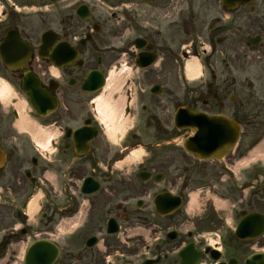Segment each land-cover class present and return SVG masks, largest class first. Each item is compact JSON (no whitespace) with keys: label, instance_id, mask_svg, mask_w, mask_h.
I'll use <instances>...</instances> for the list:
<instances>
[{"label":"flooded vegetation","instance_id":"af4514ba","mask_svg":"<svg viewBox=\"0 0 264 264\" xmlns=\"http://www.w3.org/2000/svg\"><path fill=\"white\" fill-rule=\"evenodd\" d=\"M249 1L230 2L251 6L227 13H245L255 19L254 27L262 25L254 5L264 9V0ZM218 5L224 0H0V78L27 102L25 88H38L57 102L44 118L33 113L55 133L50 149L40 153L31 135L15 129V108L7 112L3 129L0 105L6 154L0 232H11L13 239L57 233L66 219L69 237L57 264H196L194 254L198 264H248L264 254V236L236 235L249 216L257 214L261 221L255 224H264V175L258 171L257 180L240 185L234 167L218 160V114L240 127L239 152L264 112L250 92L253 83L244 88L218 72L220 44L231 40V30L238 36L218 17ZM254 36L264 41L261 32H252L238 37L245 43L234 42L232 52L251 54L255 46L248 39ZM192 58L201 63L195 80L185 69ZM126 70L133 74L112 96L116 118L109 122L98 101L110 95L103 89L110 74ZM120 99L123 106L117 107ZM180 110H185L183 126L177 127ZM28 149L39 157L28 151L26 157ZM140 152V160L130 163ZM226 176L230 184L219 186L220 198L231 214L222 218L218 181ZM39 189L44 203L34 226L26 210L31 191ZM194 189L206 195L213 189L216 199L201 201L203 213L191 216L186 207ZM159 209L170 213L161 215ZM203 224L217 231L209 228L214 243ZM191 244L194 252L182 263L180 253Z\"/></svg>","mask_w":264,"mask_h":264},{"label":"rangeland","instance_id":"374dc122","mask_svg":"<svg viewBox=\"0 0 264 264\" xmlns=\"http://www.w3.org/2000/svg\"><path fill=\"white\" fill-rule=\"evenodd\" d=\"M256 7H259V9L261 10V17L264 18V9H263V5H255ZM218 13H220V15H218L219 18H225L227 21V23L229 25H231L229 28L235 29L237 31V35H234L233 30L230 31V35H232V38L230 41L225 42V43H221L220 44V49L223 51V54L218 56V72H222L224 74V78H228L230 80V82H232L233 78H236L237 81L239 82L240 85H243L244 88H248L247 84L248 83H253L254 87L252 89H250V92H252L257 99L260 100L261 103L264 104V41L262 45H258L252 48V52L251 54L249 53V55H245L244 53H241L240 55H235L232 52V44L235 43H240V45H244L245 38H241L238 39V37H245L246 35L252 33V32H261V34L264 37V21L262 23V25L260 23H257V25H253L254 23V18L252 17H248L246 18L245 13L242 14V12L240 13H236V14H228L227 12H224V9L221 5H218ZM237 17H241L244 18L243 22L240 21H235L234 19H236ZM229 19V20H227ZM233 19V20H232ZM239 33H241L242 35H239ZM242 43V44H241ZM227 63V64H225ZM133 73L130 74V76ZM18 92V91H17ZM12 97L9 101V106L8 107H4L2 106V113L4 114V120H3V124L2 127L4 130H7V123H8V118L9 116H7V112L13 108V106L10 105L11 102H17L15 104L14 107L17 108V104L21 103L22 100H24L23 95H21L20 93H15L14 90H12ZM13 96L14 97H18L19 100H21L20 102L13 100ZM1 105V102H0ZM26 111L29 112L30 107L29 106H25ZM1 113V111H0ZM259 124H263L262 128L260 129V127H258ZM256 128L260 129L258 133H256V131H258V129L256 130ZM255 132L248 136L246 139L243 140V144H242V148L241 150L238 152V149L235 150V152L228 156L223 162L226 166L232 168L234 167L239 159L242 156H245L246 154H248L252 149L254 148H258L259 146L263 145L264 148V112L262 114V116L256 121V124L254 126ZM30 152V156H34V152L32 151V149H28L26 150V152ZM25 152V156L27 157L28 152ZM262 154V153H261ZM36 156L37 153H36ZM236 173V181L237 183H239L240 185L248 180H257L258 179V171L259 173H263L264 175V163L262 160H259V162L257 164H254L252 166V168L249 169H234ZM230 184V180H228V177H225L224 181H218V206L219 204L224 205L227 210H223L222 207H220L218 209V216H221L222 218L225 217L228 213V205L224 202L221 201L220 198V191L221 189H219L220 187H224V186H228ZM208 185L205 186L206 189H208ZM195 190V189H194ZM197 190L193 191L196 192ZM214 190L212 189V191H210V193L206 194H202L200 195V200L203 202H206L208 200H215V194L213 192ZM232 201V200H231ZM222 202V203H221ZM233 203V201L231 202ZM201 207V206H200ZM223 207V208H225ZM239 209L241 207V205L239 204L237 206ZM206 207H202V211L199 209H196L197 212H202ZM221 209V210H220ZM236 210V209H235ZM187 216V215H186ZM221 220H218V234H222V228L220 227L221 225L219 224ZM222 223L224 222V220L221 221ZM203 230H207L205 233V236L207 239L210 240V242L214 243L216 241V237L213 235L212 233V229L217 232L214 228V226H209V224H203L202 225ZM212 228V229H209ZM229 228V226H228ZM2 229V225L0 223V230ZM10 232H6V234H9ZM5 234V232L0 233V238ZM68 238V237H67ZM66 238V240L61 239V237L59 238L61 244L63 243L65 245L64 242L68 241V239ZM18 252L17 251H12L11 252V256H10V260L8 264H13L15 260H17V258L14 255H17ZM22 257V256H21ZM17 264H23L21 260H19V263ZM61 264V263H59Z\"/></svg>","mask_w":264,"mask_h":264},{"label":"water","instance_id":"95a60500","mask_svg":"<svg viewBox=\"0 0 264 264\" xmlns=\"http://www.w3.org/2000/svg\"><path fill=\"white\" fill-rule=\"evenodd\" d=\"M230 8L231 5H225ZM28 96L31 99L33 109L37 114L43 115V112L54 110L56 103L38 88H26ZM233 123L223 116H218V150L222 147L233 145L238 135H235ZM257 215L251 216L244 220L240 225V233L253 235L260 233L262 225L255 224L260 219ZM261 221V220H260ZM58 256V249L51 242L46 240L36 241L29 248L26 256V264H54ZM250 264H264V254H258L253 257Z\"/></svg>","mask_w":264,"mask_h":264},{"label":"bare ground","instance_id":"6f19581e","mask_svg":"<svg viewBox=\"0 0 264 264\" xmlns=\"http://www.w3.org/2000/svg\"><path fill=\"white\" fill-rule=\"evenodd\" d=\"M186 71H187L188 77L190 79H194L199 74V64L196 61H190L187 64ZM123 83H124V78H122L120 74L112 75V80L110 81L106 89V91L110 92V95L108 96V98H106L103 95L98 101L100 108L102 109V113H104L105 117L109 119V122L113 121L114 120L113 118H116L115 111L110 107L111 98L114 95V93L120 90ZM11 97H12V92H11L10 87L3 80H0V100L2 101L3 104L8 105ZM116 105L117 107L123 106V99L118 100L116 102ZM17 108L20 112L21 117H20V120L17 121V123L15 124V127L16 129H18L19 132L21 133L30 132L37 139H40V138L46 139L47 135L53 136L52 132L50 131L46 132L45 130L38 128L37 126H34V123L31 120H29L28 117L24 114L22 103L17 104ZM263 152H264L263 145L259 146L256 149L255 153L252 154V158L255 156L256 158H258L262 155L264 157V154L260 155ZM141 156H142L141 152L134 154V156L129 160V162L130 163L136 162L140 160ZM247 161L249 160L246 159L244 161L245 164L247 163ZM242 165L243 164L240 163L238 166H242ZM197 198L198 197L196 195L193 196V203H196ZM36 203L37 202L31 205V208H30L31 213L35 212Z\"/></svg>","mask_w":264,"mask_h":264}]
</instances>
